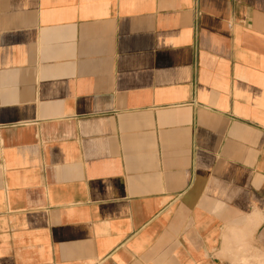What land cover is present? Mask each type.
I'll return each mask as SVG.
<instances>
[{
  "label": "crops",
  "instance_id": "obj_1",
  "mask_svg": "<svg viewBox=\"0 0 264 264\" xmlns=\"http://www.w3.org/2000/svg\"><path fill=\"white\" fill-rule=\"evenodd\" d=\"M0 264H264V0H0Z\"/></svg>",
  "mask_w": 264,
  "mask_h": 264
},
{
  "label": "bare ground",
  "instance_id": "obj_2",
  "mask_svg": "<svg viewBox=\"0 0 264 264\" xmlns=\"http://www.w3.org/2000/svg\"><path fill=\"white\" fill-rule=\"evenodd\" d=\"M257 213V212H256ZM262 215V214H261Z\"/></svg>",
  "mask_w": 264,
  "mask_h": 264
}]
</instances>
